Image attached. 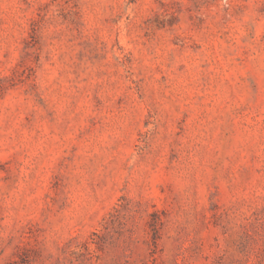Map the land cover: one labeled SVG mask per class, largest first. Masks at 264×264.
<instances>
[{"label":"rangeland","instance_id":"rangeland-1","mask_svg":"<svg viewBox=\"0 0 264 264\" xmlns=\"http://www.w3.org/2000/svg\"><path fill=\"white\" fill-rule=\"evenodd\" d=\"M0 264H264V0H0Z\"/></svg>","mask_w":264,"mask_h":264}]
</instances>
